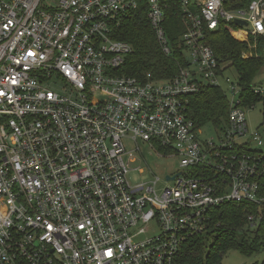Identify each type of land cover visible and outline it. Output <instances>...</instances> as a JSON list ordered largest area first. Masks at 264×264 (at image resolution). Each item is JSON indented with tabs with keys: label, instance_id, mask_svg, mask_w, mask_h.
<instances>
[{
	"label": "built area",
	"instance_id": "2783aa9c",
	"mask_svg": "<svg viewBox=\"0 0 264 264\" xmlns=\"http://www.w3.org/2000/svg\"><path fill=\"white\" fill-rule=\"evenodd\" d=\"M141 6L166 56L167 11L184 25L188 65L161 82L117 73L132 47L114 28ZM220 22L247 42L242 57L264 53V0H0V264H181L227 202L254 204L259 225L264 132L249 131L246 109L264 86L252 81L257 99L243 103L240 76H225L207 42ZM205 84L228 98L216 142L186 111ZM139 140L179 159L161 193L159 178L128 179Z\"/></svg>",
	"mask_w": 264,
	"mask_h": 264
},
{
	"label": "trees",
	"instance_id": "16d2710c",
	"mask_svg": "<svg viewBox=\"0 0 264 264\" xmlns=\"http://www.w3.org/2000/svg\"><path fill=\"white\" fill-rule=\"evenodd\" d=\"M165 26L172 47L171 56L162 53L146 18L144 6L123 17L114 28L112 38L129 43L132 52L117 73L140 80L150 73L153 80L161 82L172 78L181 67H186V57L178 46V35L184 30L181 15L174 10L167 11ZM235 28L232 23L220 22L216 30L207 33V42L218 61L225 64V68H233L240 76L246 90L243 103L247 104L257 99L247 89L259 69L264 66V53L260 43L257 57H242V52L248 49V45L247 42L234 38L232 32ZM262 102L264 119V99ZM228 110V98L220 87L205 84L198 92L186 97L187 116L196 127L223 126L227 122ZM256 209L254 204L246 202H227L212 208L206 231L183 245L179 262L221 264L224 254L230 250L246 255L264 251V219L257 227H251L247 219L248 214ZM207 241L209 243L206 244Z\"/></svg>",
	"mask_w": 264,
	"mask_h": 264
},
{
	"label": "rangeland",
	"instance_id": "374dc122",
	"mask_svg": "<svg viewBox=\"0 0 264 264\" xmlns=\"http://www.w3.org/2000/svg\"><path fill=\"white\" fill-rule=\"evenodd\" d=\"M225 76H228L231 81L236 79V71L228 67L225 70ZM253 83L264 86V66H262L253 79ZM246 119L249 131L259 129L264 132V119H263V102L256 101L254 107L246 109ZM203 139L212 138L217 141V133L215 128L207 125L203 128L201 135ZM138 147V149H135ZM129 149H134V156L136 161L131 162L129 165V172L127 174L131 183L140 182H153L159 178L155 188L157 192L161 193L162 189L168 184L165 180V175L173 173L179 168V159L176 157L159 156L155 153L150 145L143 141L132 142L128 144ZM141 171V172H140ZM209 241L206 242V244ZM208 246V245H207ZM264 264V251H258L251 255L242 254L236 250H230L224 254L221 264Z\"/></svg>",
	"mask_w": 264,
	"mask_h": 264
},
{
	"label": "water",
	"instance_id": "95a60500",
	"mask_svg": "<svg viewBox=\"0 0 264 264\" xmlns=\"http://www.w3.org/2000/svg\"><path fill=\"white\" fill-rule=\"evenodd\" d=\"M235 24H236V25H237V24H242V25H244L245 22H243V21H239V20H236V21H235ZM173 178H174L173 175H172V176H169V175H166V176H165V179H166V180L173 179Z\"/></svg>",
	"mask_w": 264,
	"mask_h": 264
}]
</instances>
